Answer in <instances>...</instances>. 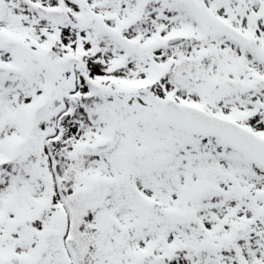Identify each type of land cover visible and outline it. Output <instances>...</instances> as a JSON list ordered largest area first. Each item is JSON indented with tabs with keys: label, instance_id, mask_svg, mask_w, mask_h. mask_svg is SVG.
I'll return each mask as SVG.
<instances>
[{
	"label": "snow or ice",
	"instance_id": "6c2138e0",
	"mask_svg": "<svg viewBox=\"0 0 264 264\" xmlns=\"http://www.w3.org/2000/svg\"><path fill=\"white\" fill-rule=\"evenodd\" d=\"M0 264H264V0H0Z\"/></svg>",
	"mask_w": 264,
	"mask_h": 264
}]
</instances>
